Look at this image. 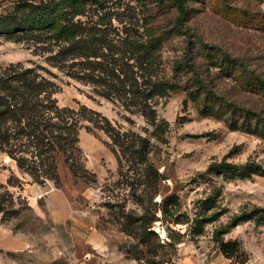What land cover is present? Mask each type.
<instances>
[{
  "label": "rangeland",
  "instance_id": "1",
  "mask_svg": "<svg viewBox=\"0 0 264 264\" xmlns=\"http://www.w3.org/2000/svg\"><path fill=\"white\" fill-rule=\"evenodd\" d=\"M19 1L0 0V16L14 11ZM174 1L81 0L77 18L106 28L108 39L118 44L127 38L143 41L145 17L159 31L180 26ZM187 7L192 15L186 22L190 40L185 35L165 40L159 52L164 62L188 52L191 56L194 42L202 40L241 58L264 77V0H188ZM46 55L0 34V68L18 62L48 67L57 74L49 76L60 85L55 94L60 106L78 110L87 105L98 111L122 133L138 142L143 138L140 144L146 145L147 154L141 159L135 155L134 162L132 153L125 154L105 130L83 121L72 160L63 154L57 159L58 183L54 178L40 183L0 149V233L37 237L33 251L0 250V264H79L63 257L53 262L54 251L43 246L40 219H48L42 215L48 214L51 188L64 190L76 219L92 221L108 238L107 249L92 253L87 264H264V211L256 212L264 209V175L227 178L209 171L213 162L224 159L237 164L251 160L264 167V137L201 115L183 91L159 100L156 119H150L139 105L124 108L96 92L90 82L49 65ZM222 85L231 97L264 113V96L231 79L224 78ZM253 212L216 237L233 217ZM0 237L15 243L10 235ZM222 241H238L240 249L228 256Z\"/></svg>",
  "mask_w": 264,
  "mask_h": 264
},
{
  "label": "trees",
  "instance_id": "2",
  "mask_svg": "<svg viewBox=\"0 0 264 264\" xmlns=\"http://www.w3.org/2000/svg\"><path fill=\"white\" fill-rule=\"evenodd\" d=\"M187 1H174L180 24L174 31L154 30L145 17L143 41L127 38L118 44L108 39L106 28L88 25L77 18L82 10L81 0H21L14 11L0 16V34L40 49L47 54L49 65L70 77L90 82L96 92L124 108L139 105L150 119H156L155 105L159 100L183 91L201 115L264 137V113L240 103L222 85L224 78L231 79L244 90L264 96V77L251 70L244 60L202 40L198 41L199 49L194 42L196 50L191 51V56L188 52L172 63L162 60L159 52L165 40L178 35L190 40L186 22L192 15ZM49 75L57 77L36 62L10 63L0 68V149L17 162L21 171L40 183L47 178L58 183L57 159L63 154L68 161L72 160L83 121L105 130L125 154L132 153L134 162L138 157L145 158L147 147L140 144L143 138L138 142L122 133L112 120L87 105L78 110L60 106L55 97L60 85ZM209 171L227 178L264 175V167L251 160L245 164L227 159L215 161ZM261 211L264 209L256 212ZM255 214L233 217L234 222L218 230L216 237ZM221 249L229 256L240 249V244L222 241Z\"/></svg>",
  "mask_w": 264,
  "mask_h": 264
},
{
  "label": "crops",
  "instance_id": "3",
  "mask_svg": "<svg viewBox=\"0 0 264 264\" xmlns=\"http://www.w3.org/2000/svg\"><path fill=\"white\" fill-rule=\"evenodd\" d=\"M47 200L49 211L47 215L42 216L48 219H40L42 225L40 235L44 242L43 246L54 251L53 262L63 257L71 263L87 264L86 260L92 258V253H100L107 249L108 238L105 233L88 219H76L74 205L64 190L51 188ZM0 235L3 238L10 235V239L15 240V243L10 245L9 241L7 243L0 237V250L4 253L33 251L37 247L35 243L37 237H24L8 231ZM80 250L83 251L82 258L79 257ZM55 263L59 264L58 261Z\"/></svg>",
  "mask_w": 264,
  "mask_h": 264
},
{
  "label": "built area",
  "instance_id": "4",
  "mask_svg": "<svg viewBox=\"0 0 264 264\" xmlns=\"http://www.w3.org/2000/svg\"><path fill=\"white\" fill-rule=\"evenodd\" d=\"M224 264H236L233 260H229L227 263Z\"/></svg>",
  "mask_w": 264,
  "mask_h": 264
},
{
  "label": "bare ground",
  "instance_id": "5",
  "mask_svg": "<svg viewBox=\"0 0 264 264\" xmlns=\"http://www.w3.org/2000/svg\"><path fill=\"white\" fill-rule=\"evenodd\" d=\"M160 230V229H159ZM163 233V236H165V234H164V232H162Z\"/></svg>",
  "mask_w": 264,
  "mask_h": 264
},
{
  "label": "water",
  "instance_id": "6",
  "mask_svg": "<svg viewBox=\"0 0 264 264\" xmlns=\"http://www.w3.org/2000/svg\"><path fill=\"white\" fill-rule=\"evenodd\" d=\"M157 231H159V229L157 228Z\"/></svg>",
  "mask_w": 264,
  "mask_h": 264
}]
</instances>
